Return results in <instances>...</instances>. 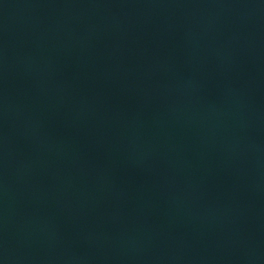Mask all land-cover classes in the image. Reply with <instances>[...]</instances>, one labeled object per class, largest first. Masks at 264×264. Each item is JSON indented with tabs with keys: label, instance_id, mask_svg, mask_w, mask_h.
<instances>
[{
	"label": "water",
	"instance_id": "95a60500",
	"mask_svg": "<svg viewBox=\"0 0 264 264\" xmlns=\"http://www.w3.org/2000/svg\"><path fill=\"white\" fill-rule=\"evenodd\" d=\"M0 264H264V0H0Z\"/></svg>",
	"mask_w": 264,
	"mask_h": 264
}]
</instances>
